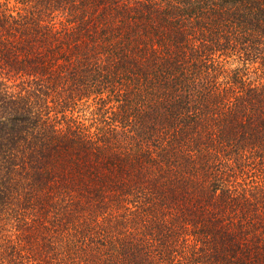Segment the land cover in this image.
I'll return each instance as SVG.
<instances>
[{
  "label": "trees",
  "instance_id": "trees-1",
  "mask_svg": "<svg viewBox=\"0 0 264 264\" xmlns=\"http://www.w3.org/2000/svg\"><path fill=\"white\" fill-rule=\"evenodd\" d=\"M0 264H264V0H0Z\"/></svg>",
  "mask_w": 264,
  "mask_h": 264
}]
</instances>
